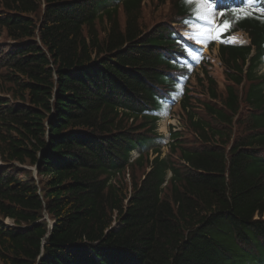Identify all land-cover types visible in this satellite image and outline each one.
I'll use <instances>...</instances> for the list:
<instances>
[{"label": "trees", "instance_id": "obj_1", "mask_svg": "<svg viewBox=\"0 0 264 264\" xmlns=\"http://www.w3.org/2000/svg\"><path fill=\"white\" fill-rule=\"evenodd\" d=\"M147 1L171 16L0 0V264H264V16L233 8L250 43L219 48L227 83L209 62L192 83L171 26L192 5ZM178 95L184 129L162 155L157 116Z\"/></svg>", "mask_w": 264, "mask_h": 264}, {"label": "rangeland", "instance_id": "obj_2", "mask_svg": "<svg viewBox=\"0 0 264 264\" xmlns=\"http://www.w3.org/2000/svg\"><path fill=\"white\" fill-rule=\"evenodd\" d=\"M201 7H203V5H201ZM142 9L143 10L141 12L140 21L149 27L154 25L155 23H157V21L162 20L165 17L171 16L172 11H173L172 6L169 5L168 3L166 5H159V4L155 3L154 1H145L142 4ZM174 10H175V8H174ZM121 11L122 10L120 9L119 10L120 19H122ZM213 15H214V7H213L212 14L207 18V20L210 19ZM207 25L209 26V29H207L208 28L207 26L204 27V30H205L204 33L205 34L202 36V38H199V41L204 42L207 40V42H208L207 47H208L209 42L214 37L213 35L215 34V31L214 30L210 31V24L207 23ZM186 30H189V31H187V33H185V35L188 36L189 32L193 33L197 29L189 27V29H186ZM239 34L242 35L240 32H239ZM191 37H194V35L192 34ZM242 37L246 42L245 37L243 35H242ZM190 39L193 40V38H190ZM196 43H197V45H199V47L201 49H205V48H203V44H200L198 42H196ZM207 50L209 52L208 54L210 55L209 61L211 62L212 66H214L213 67L214 69H212V71H211L213 74V77L217 80V82H223L222 69L224 70V68L221 67L220 64L218 63L217 55L219 54V52L217 51V43L214 44V46L211 47L210 49H206L204 52H206ZM259 70H260V72L264 73V64L259 66ZM197 71H199V73L201 75V71L199 69ZM191 80L193 81L192 83H195L194 78H192ZM223 83L225 84V83H227V81L225 80V82H223ZM223 83H218V84H220L221 90H223V88H224ZM1 84H2V82H0V87H1ZM193 88H195V86H193ZM197 89H200V86H198ZM0 94H1V90H0ZM202 100L207 101L208 100V94H207V97L203 96ZM172 113H174V115L170 117L171 118L170 123L174 124L175 130L178 129L179 127H181L180 131H182L184 129V126L182 125V123L180 121L181 119L178 117L180 115L179 109L175 108ZM164 119H165V115L161 116V119H159V121L157 123V133H158L159 137L157 138V141L154 143V145L161 146V148H162L161 150L163 151V154H167L168 150L166 148L162 147V146H165V143L167 142V139H168L167 129H166V125H165L166 120H164ZM16 165H18V164L16 163ZM125 179H127V178H125ZM6 222H9V221H6Z\"/></svg>", "mask_w": 264, "mask_h": 264}, {"label": "snow or ice", "instance_id": "obj_3", "mask_svg": "<svg viewBox=\"0 0 264 264\" xmlns=\"http://www.w3.org/2000/svg\"><path fill=\"white\" fill-rule=\"evenodd\" d=\"M185 2H195L196 8L194 9V14L197 16V18L207 19L212 14L214 0H185ZM247 3L249 5L254 4L255 0H247ZM201 5H203V7H201ZM233 11H235V9H233ZM204 34L205 33L202 28L198 29L197 33H195L197 37L203 36Z\"/></svg>", "mask_w": 264, "mask_h": 264}, {"label": "bare ground", "instance_id": "obj_4", "mask_svg": "<svg viewBox=\"0 0 264 264\" xmlns=\"http://www.w3.org/2000/svg\"><path fill=\"white\" fill-rule=\"evenodd\" d=\"M195 28V27H194Z\"/></svg>", "mask_w": 264, "mask_h": 264}]
</instances>
